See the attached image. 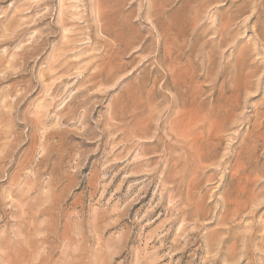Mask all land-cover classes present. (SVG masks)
Segmentation results:
<instances>
[{
    "label": "rangeland",
    "instance_id": "374dc122",
    "mask_svg": "<svg viewBox=\"0 0 264 264\" xmlns=\"http://www.w3.org/2000/svg\"><path fill=\"white\" fill-rule=\"evenodd\" d=\"M0 264H264V0H0Z\"/></svg>",
    "mask_w": 264,
    "mask_h": 264
},
{
    "label": "bare ground",
    "instance_id": "6f19581e",
    "mask_svg": "<svg viewBox=\"0 0 264 264\" xmlns=\"http://www.w3.org/2000/svg\"><path fill=\"white\" fill-rule=\"evenodd\" d=\"M177 79V78H176ZM217 99V97H215ZM172 131V130H171Z\"/></svg>",
    "mask_w": 264,
    "mask_h": 264
}]
</instances>
